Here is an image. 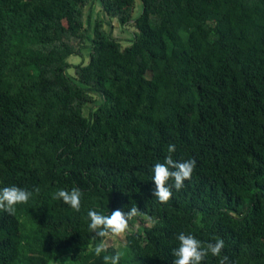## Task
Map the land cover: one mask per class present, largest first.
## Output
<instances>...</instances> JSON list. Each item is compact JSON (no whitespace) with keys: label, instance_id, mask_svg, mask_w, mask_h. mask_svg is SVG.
Masks as SVG:
<instances>
[{"label":"trees","instance_id":"16d2710c","mask_svg":"<svg viewBox=\"0 0 264 264\" xmlns=\"http://www.w3.org/2000/svg\"><path fill=\"white\" fill-rule=\"evenodd\" d=\"M141 3L135 15L137 0H0V189L33 192L0 210V264L117 251L119 264H173L181 232L225 241L202 264H264V0ZM106 16L136 28L129 45ZM85 48L87 63L68 61ZM169 144L197 166L161 203L152 169ZM73 187L79 212L53 198ZM133 205L125 249L97 257L88 211Z\"/></svg>","mask_w":264,"mask_h":264},{"label":"clouds","instance_id":"9594fccd","mask_svg":"<svg viewBox=\"0 0 264 264\" xmlns=\"http://www.w3.org/2000/svg\"><path fill=\"white\" fill-rule=\"evenodd\" d=\"M176 151L174 144L168 145V155L164 161L157 162L153 166L154 189L153 196L161 203L168 202L173 195V188L177 191L184 187L185 180L191 179L197 166L195 159L177 161L173 158ZM38 192L39 190L36 189ZM33 192L16 185L0 189V210L8 214H14L16 206L27 204ZM83 193L73 187L71 190L60 189L53 194L54 199H62L73 210L79 212L81 209ZM138 215V208L133 205L128 210L115 209L110 214L105 215L97 210H89L87 213L90 223L89 230L97 237L101 238V243L95 247V255L99 257L101 253L107 252L108 248L104 239L111 235H122L129 229V222ZM178 247L172 250L174 256L173 264H202V261L211 254L219 257L222 249L225 247L223 239H217L215 242H208L206 245L191 233L181 232L177 236ZM122 253L117 251L114 255L107 254L103 256L104 264H119ZM219 264H229V257L224 256Z\"/></svg>","mask_w":264,"mask_h":264},{"label":"rangeland","instance_id":"374dc122","mask_svg":"<svg viewBox=\"0 0 264 264\" xmlns=\"http://www.w3.org/2000/svg\"><path fill=\"white\" fill-rule=\"evenodd\" d=\"M141 4H142L141 0H137V7L135 9V15H138L140 11H142ZM103 14L105 16V13L102 10V4L100 3V1H95L87 6V22L89 24V34L90 35H93V25L95 22L94 21L95 18H97L98 16H102ZM104 27L114 37L123 40L124 45L130 44V42H128V39H130L133 36V33L136 31V28L133 25L129 24V25L122 26L117 19H110L107 16H106ZM88 43H90V40H88ZM83 52H84V57L83 55H71L68 58V61L72 64H77L82 61H85V63H87L90 49L85 48ZM67 71L70 75H74L75 69L73 65H71L67 69ZM90 107L91 106L86 107V110H85L86 113H88ZM149 224H151L150 221H147L146 225H149ZM140 225H141L140 221L135 222V226H140ZM105 243L107 246H115L117 249L122 251L125 249V245H126V233L119 235V236L111 235L105 239ZM52 264H73V263L69 262V256L66 255V256L61 257L59 261L52 262Z\"/></svg>","mask_w":264,"mask_h":264}]
</instances>
